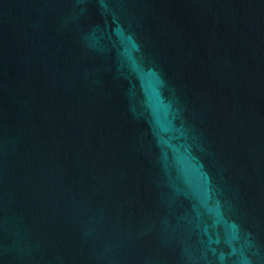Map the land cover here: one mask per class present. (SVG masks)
<instances>
[{"label": "water", "instance_id": "obj_1", "mask_svg": "<svg viewBox=\"0 0 264 264\" xmlns=\"http://www.w3.org/2000/svg\"><path fill=\"white\" fill-rule=\"evenodd\" d=\"M0 264H264V0H0Z\"/></svg>", "mask_w": 264, "mask_h": 264}]
</instances>
